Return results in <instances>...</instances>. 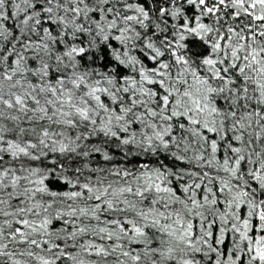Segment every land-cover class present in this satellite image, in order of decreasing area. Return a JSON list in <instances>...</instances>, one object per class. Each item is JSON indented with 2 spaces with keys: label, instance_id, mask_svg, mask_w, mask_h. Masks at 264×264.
<instances>
[{
  "label": "snow or ice",
  "instance_id": "obj_1",
  "mask_svg": "<svg viewBox=\"0 0 264 264\" xmlns=\"http://www.w3.org/2000/svg\"><path fill=\"white\" fill-rule=\"evenodd\" d=\"M0 264H264V0H0Z\"/></svg>",
  "mask_w": 264,
  "mask_h": 264
}]
</instances>
